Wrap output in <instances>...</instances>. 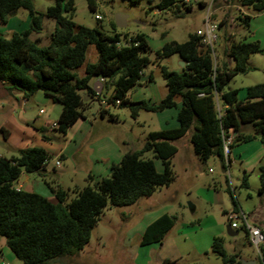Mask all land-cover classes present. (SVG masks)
<instances>
[{
  "label": "trees",
  "instance_id": "obj_1",
  "mask_svg": "<svg viewBox=\"0 0 264 264\" xmlns=\"http://www.w3.org/2000/svg\"><path fill=\"white\" fill-rule=\"evenodd\" d=\"M35 1L0 0L1 24L6 25L19 10L27 11L30 18V29L24 33H13L8 37L0 32V82L10 92H22L26 99L42 92L59 103L62 112L56 124L58 132L66 134L70 127L84 118L83 112L89 104L86 96L92 100L101 94H97L91 85L95 77L114 80L110 100H120L121 103L113 108L129 106L134 120H137L140 110L161 112L177 107V100L181 101V107L177 129L149 133L143 147L127 151L120 163L112 166L109 176L99 180L89 176L86 187L71 192L59 186L52 187L56 204L38 194L16 190L13 186L23 172L40 173L51 159L47 152L31 148L21 151L16 157L0 159V236L6 239L8 248L23 264H48L72 257L88 245L92 231L106 208L132 206L143 198L151 197L158 189L172 185L176 180L172 161L178 152L174 142L187 134L201 161L214 157L226 169L229 167L223 145L230 135H234L232 149L255 139L264 144V84L248 87L243 99L239 98L237 90L229 89L236 76L255 70L249 66V61L253 55L262 53L260 42H250L245 37L226 47L225 57L233 62L232 67L225 62L218 66L212 50L202 46L203 37L198 33L189 34L185 43L167 42L156 53V61L178 55L186 63L185 68L180 72L160 68L167 94L158 104L133 103L129 93L142 83L144 70L151 64L145 35L138 34L122 42L120 34L109 36L97 28L76 25L73 20L75 0H53L45 13L36 10ZM127 1L140 4L143 0ZM176 3V0H161L158 9H170L177 6ZM240 4L256 13L264 12V0H240ZM88 5L91 11H96L95 0H88ZM200 6L203 7V3ZM187 9L191 11L192 6ZM46 18L54 20L56 28L50 44L42 47L38 40L31 41L30 36L42 32ZM239 20L249 32L252 16L242 14ZM225 24L223 21L217 23L218 41ZM113 27L118 29L115 23ZM223 41L225 44L228 41L226 31L223 32ZM91 46L96 48L98 60L88 64L85 75L79 77L76 72L86 62ZM148 81H153V74L149 75ZM107 111L102 110L104 113ZM246 125L252 126L257 136L244 135L242 127ZM147 153L153 157L147 158ZM155 158L161 160L162 172H158ZM260 182L258 194L264 196V167L260 169ZM241 186L249 188L247 175ZM231 199L233 209L230 213L239 214L232 195ZM230 213L224 212V215ZM175 219L167 214L160 217L147 227L141 244L161 243L174 227ZM242 221L240 229L250 240ZM212 249L224 264H242L240 255L226 254L223 238L216 237ZM260 255L264 264V247Z\"/></svg>",
  "mask_w": 264,
  "mask_h": 264
},
{
  "label": "rangeland",
  "instance_id": "obj_2",
  "mask_svg": "<svg viewBox=\"0 0 264 264\" xmlns=\"http://www.w3.org/2000/svg\"><path fill=\"white\" fill-rule=\"evenodd\" d=\"M95 2L96 11L93 12L89 8L88 0H75L76 13L73 20L76 25L97 28L109 36L120 34L122 42L138 34H143L147 38L150 47L147 55L151 64L144 70V74L145 76L153 74V81H149L151 83L147 86L144 82L143 87H139L140 85L135 87L137 98L144 92L153 97H160L162 93H166V82L160 68L166 67L170 71L180 72L181 59L178 55H173L156 61V53L165 42L185 43L189 34L203 31L208 15L212 21L226 22L224 28L228 41L226 44L223 41L225 31L222 28L221 37L214 49V59L216 58L218 66L224 62L230 63L225 57L226 47L229 48L233 42H239L244 37H248L250 42H260L263 50L262 53L253 55L249 61V66H253L255 70L247 75L236 76L230 82L229 89L237 90L239 98L243 99L248 87L264 84V15L254 19L251 33L248 32L241 26L239 18H242V14L251 13L255 16L257 13L241 7L240 0H204L205 8H201L199 3H192L191 11L181 4L182 0H177V6L162 9V15L155 14L161 0H143L140 4H131L127 0ZM49 5L50 2L47 0H36L35 4L37 11ZM27 15V11L20 10V19ZM118 15L126 17L125 29L113 27ZM2 26L0 31L4 32ZM97 60L98 52L91 46L87 52L86 62L76 72L78 76L83 77L86 66L96 63ZM95 79L102 78H93L91 85ZM113 81L104 79L103 92L88 100L90 108L87 111L99 113L103 110L100 101H109L112 98ZM177 107L164 111L176 110ZM122 110L131 117L129 106ZM164 111L155 113L140 110L138 116L140 123L132 127L127 124L120 125L122 131L120 135L116 132L117 139L125 141L126 148L140 150L149 133L161 131L164 127L159 123L161 120L159 113ZM171 120V116L168 115L167 121ZM174 144L180 149V154L175 161L174 171L177 178L172 185L158 189L151 197L143 198L132 206L106 208L83 251L48 264L56 262L59 264L61 260H65L64 264H160V248L143 246L141 241L148 219L160 217L165 213L176 218L175 225L167 233L165 241L177 238L185 242V248L189 250L178 264H224L222 258L212 249L216 237L224 239V250L227 255L238 254L241 262L262 264L260 252L264 245L256 248L242 229L235 231L237 236L230 237L227 233V226L230 223L224 212H231L233 209L232 195L239 207L240 218L237 221L239 226L243 224V216L249 225L259 220L257 216L264 210V196L258 194L261 186L260 169L264 167V150L258 153L250 143L240 144L235 148L238 150L235 155H230L231 165L227 169L214 157L205 162L196 161L197 166L187 168L183 157L186 155L192 163L195 155L189 134ZM146 157L152 158L153 155L147 153ZM154 161L159 168L163 166L161 160L155 158ZM245 175L248 176V189L241 186ZM215 185L220 189V193L209 189V186ZM258 223L264 227V221L260 220Z\"/></svg>",
  "mask_w": 264,
  "mask_h": 264
},
{
  "label": "crops",
  "instance_id": "obj_3",
  "mask_svg": "<svg viewBox=\"0 0 264 264\" xmlns=\"http://www.w3.org/2000/svg\"><path fill=\"white\" fill-rule=\"evenodd\" d=\"M47 2H50V5L53 4V0H47ZM201 3L204 5L201 8H205L204 0ZM49 6L44 7L38 12L45 13ZM19 13L20 10L17 11L15 15H12L6 25L0 22V26H4V32H0L9 37L13 33L21 34L28 31L30 29L29 15L20 19ZM249 14L251 15V13ZM262 15H264V12L257 13L255 16L251 15L250 33L254 19ZM55 28V21L46 18L43 23L42 32L33 33L30 36V40H38L40 46L47 47L51 42V37ZM166 43L167 42L164 44ZM161 48L159 50H161ZM229 64L231 67L233 66V62ZM100 80L101 79H95L92 87L96 86L102 93L104 86L99 83ZM150 83L151 82L147 80L145 86ZM143 84L144 82L141 83L139 87H143ZM136 93V88L130 91L129 99L131 102L139 103L145 101L149 104H158L166 96L167 91L165 94L162 93L163 95H160V97L146 95L144 92L137 98ZM88 100H91V98ZM177 105L178 107L176 110L159 113V115L161 114L159 123L164 126L161 128V131L177 129L179 127L177 113L181 107L180 100H178ZM88 108H90V106L87 105L86 110L83 112V119H80L70 127L66 134H61L57 131V128L54 127L58 123L62 112V106L59 103H55L42 92H37L32 98L26 99L22 92H10L5 88L3 83L0 82V159L16 157L21 151L31 148L43 149L51 157L40 173L29 174L23 172L20 178L13 184L16 190L38 194L48 199L51 203L56 204L57 200L52 193V187L55 188L59 186L69 192L74 189H83L87 186L89 176L93 177L94 180L109 176L112 166L120 163L127 151L136 150L131 147L126 148V146H124L126 142L117 139L118 136H116V132H118V135L121 134L120 131L122 130L119 127L122 124H127L130 127L139 124V118L137 120L132 119L124 112L125 110L120 108H113L114 111L110 109L105 113L102 111L99 113H91V111H87ZM41 111H43V113H41ZM168 115L171 116V121H167ZM242 133L244 135L257 136L254 128L250 125L243 126ZM249 143L258 153L264 150V144L259 139H255ZM237 146L238 145H235L232 149L231 156H234L238 151L235 149ZM179 154L180 149L178 148V152L172 161L174 169L175 161L179 157ZM240 155L243 156V154ZM250 157L251 156H249V159ZM58 159L62 161L60 167H56L55 165ZM199 160L196 154L193 155L192 163L186 158V155L183 157V161L186 164L185 167L187 168H194V166L198 165L196 161ZM156 167L158 172L163 171V166L159 168L156 164ZM211 188L214 192L220 193V189L216 185L209 186L210 190ZM166 214L169 215L168 213L163 215ZM160 217L154 216L148 219V223L143 229L142 237L147 227ZM257 217L259 220L255 221L253 225L264 231V227L258 223L260 220L264 221V210L259 212ZM165 238L161 243L152 244L150 247L160 248V264L164 262L178 264L179 260H182V258L189 253V250L185 248V242L177 238L173 241H165ZM64 261L65 260H61L58 263L64 264ZM0 264H23L8 248L6 239L1 236Z\"/></svg>",
  "mask_w": 264,
  "mask_h": 264
},
{
  "label": "built area",
  "instance_id": "obj_4",
  "mask_svg": "<svg viewBox=\"0 0 264 264\" xmlns=\"http://www.w3.org/2000/svg\"><path fill=\"white\" fill-rule=\"evenodd\" d=\"M192 3H199L200 4L201 2H199V0H182V2H181V4L185 8H189L190 6H192ZM155 14L156 15H162L163 12L159 9H156ZM98 19L100 20V18H98ZM197 33L203 37L202 46L205 48H210L213 52V56H215L214 48H215V44L218 42V25H217V23L212 21L210 16L208 15V17L205 20L204 30L198 31ZM101 82L104 83V79H101ZM120 103H121L120 100L100 101V104L103 107V110H105V111L110 110L111 107L119 106ZM41 113H43V111H41ZM54 127H56V125ZM233 143H234V135L232 134L225 139L224 145H223V152H224L226 164L228 165V167H230V162H231L230 161V155L232 153ZM55 165H56V167H60L62 165V161L59 159L56 160ZM239 218H240L239 214H236V213L229 214L228 219L231 222V227L233 230H239L240 229V226L237 223ZM242 220H244V222H245L246 229L248 231L251 243H253L256 248H259L261 245H264V233H263V231L257 226H254L251 224L249 225L247 223V219L244 216H243Z\"/></svg>",
  "mask_w": 264,
  "mask_h": 264
},
{
  "label": "water",
  "instance_id": "obj_5",
  "mask_svg": "<svg viewBox=\"0 0 264 264\" xmlns=\"http://www.w3.org/2000/svg\"><path fill=\"white\" fill-rule=\"evenodd\" d=\"M15 14H16V12L14 13V15ZM115 24H116L118 29H125L127 27L126 17L123 15H118L116 17ZM185 66H186V63L181 60V68L183 69V68H185ZM147 80H149V77L145 76V77H142L140 81L143 83V82H146ZM99 83H101V82H99ZM93 88L97 94L101 93V91L98 90L96 88V86H94ZM89 98H91V97L86 96V100H88ZM227 233L230 237L237 236V233L232 229L231 225L227 226ZM242 264H252V263L242 261Z\"/></svg>",
  "mask_w": 264,
  "mask_h": 264
},
{
  "label": "clouds",
  "instance_id": "obj_6",
  "mask_svg": "<svg viewBox=\"0 0 264 264\" xmlns=\"http://www.w3.org/2000/svg\"><path fill=\"white\" fill-rule=\"evenodd\" d=\"M100 82H101V80H100ZM101 84H102V82H101ZM231 225V224H230ZM235 231V230H234Z\"/></svg>",
  "mask_w": 264,
  "mask_h": 264
}]
</instances>
